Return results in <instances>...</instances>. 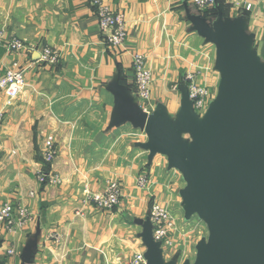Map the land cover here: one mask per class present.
Returning <instances> with one entry per match:
<instances>
[{
	"label": "crops",
	"instance_id": "1",
	"mask_svg": "<svg viewBox=\"0 0 264 264\" xmlns=\"http://www.w3.org/2000/svg\"><path fill=\"white\" fill-rule=\"evenodd\" d=\"M263 1L217 0L212 13L201 15L191 0H103L125 18L126 40L113 49L102 42L85 0H0L3 39H19L26 47L18 54L0 48V74L13 61L26 68L24 89L0 125V207L21 204L31 213L24 230L0 226V263L20 264L22 248L38 235L31 264H130L148 248L151 235L142 224L153 200L168 202L172 194L175 209L187 219L181 201L186 183L151 153L145 134L129 124L112 125L111 90L117 84L154 123L186 135L192 117L183 109L184 75L196 76L210 103L222 96L224 60L214 41L235 47L245 76L264 66ZM43 47L57 51V65L38 61ZM138 54L152 76L144 104L131 70ZM209 105L194 112L196 123ZM47 136L57 149L49 170L59 185L37 182ZM143 173L146 190L136 183ZM110 181L120 185V204L98 212L87 196L101 193ZM52 234L60 241H52Z\"/></svg>",
	"mask_w": 264,
	"mask_h": 264
},
{
	"label": "water",
	"instance_id": "2",
	"mask_svg": "<svg viewBox=\"0 0 264 264\" xmlns=\"http://www.w3.org/2000/svg\"><path fill=\"white\" fill-rule=\"evenodd\" d=\"M214 44L224 60L223 92L196 123L185 85L183 109L192 117L185 129L193 138L189 150L182 134L150 120L117 84L111 90L112 125L129 124L145 134L151 153L166 157L186 183V218L196 216L208 232L207 244L197 246L195 264H264V66L245 76L235 47ZM151 227L149 220V232ZM37 237L22 248L20 264H31ZM147 247L146 264H161L157 244L149 241Z\"/></svg>",
	"mask_w": 264,
	"mask_h": 264
},
{
	"label": "built area",
	"instance_id": "3",
	"mask_svg": "<svg viewBox=\"0 0 264 264\" xmlns=\"http://www.w3.org/2000/svg\"><path fill=\"white\" fill-rule=\"evenodd\" d=\"M85 1L93 9L102 42L113 49L122 46L127 37L124 15L112 11L104 4L103 0ZM191 3L203 14L216 7V0H191ZM262 13L264 15V1L262 3ZM2 47L7 53L14 54L25 52L26 50L25 44L19 39L12 38L5 41L3 32L0 30V48ZM38 61L44 65L55 66L59 62V55L56 50L43 47ZM131 70L134 77L135 94L139 101L144 104L150 99L152 83V76L146 67L145 57L139 54L134 55ZM25 71L26 68L24 66L17 61H13L0 74V125L4 121L5 109L12 105L24 89ZM183 80L186 82L188 98L192 102L193 111L199 112L208 106L211 101L208 90L198 85L196 76L193 73H187L184 75ZM41 156L43 166H47V170L37 174L38 184L44 186L59 185L60 178L49 170L57 156V149L51 136H47L44 140ZM136 183L140 189L146 190L149 185L146 174H141L137 178ZM32 195V193L29 194V196ZM121 196L119 183L110 181L101 193L88 195L87 201L98 212H112L120 204ZM170 213L166 207L157 205H153L149 210V220L153 227L154 239L164 244H169L166 236L175 229V221ZM30 220L31 213L24 205L6 203L0 207V226L6 232L24 230ZM50 239L57 243L60 241V236L52 234ZM6 253L8 256L15 254L13 249L7 250ZM131 264H146V261L143 256L138 255L132 259Z\"/></svg>",
	"mask_w": 264,
	"mask_h": 264
},
{
	"label": "rangeland",
	"instance_id": "4",
	"mask_svg": "<svg viewBox=\"0 0 264 264\" xmlns=\"http://www.w3.org/2000/svg\"><path fill=\"white\" fill-rule=\"evenodd\" d=\"M182 145L186 150H189L193 145V138L189 137L188 134L182 136ZM1 153V151H0ZM162 161L167 162V158L156 154ZM144 174V173H143ZM177 174H179L177 172ZM141 175V174H140ZM162 176V174H160ZM174 178V176H173ZM173 178L169 180L172 185H174ZM149 180V179H148ZM176 184V183H175ZM170 185V183H169ZM177 185V184H176ZM138 187V186H137ZM139 188V187H138ZM140 189V188H139ZM171 194V193H170ZM170 200L165 202V200H153L152 204L149 206L148 212L143 217V226L147 227L149 221V210L153 205L166 207L171 213L170 215L175 221V229L173 232H169L166 236L169 244H164L154 239L153 236V227H151V239H147V244L149 241H152V244H157L159 250V259L161 264H195L197 259V246L202 243L207 244L208 232L201 222L198 221L196 216H193L191 219H185L182 213H179L176 210L174 203H172V194L169 195ZM167 201V200H166ZM181 201L183 202L182 198ZM181 202V205L183 204ZM148 220V221H147ZM199 222V223H197ZM202 224V225H199ZM200 226V227H197ZM142 233V230H141ZM145 244V243H144ZM186 247H189V250H186ZM149 249L147 248L145 254H147ZM144 254H137L135 256ZM134 256V257H135ZM133 257V259H134ZM131 264V263H130Z\"/></svg>",
	"mask_w": 264,
	"mask_h": 264
},
{
	"label": "trees",
	"instance_id": "5",
	"mask_svg": "<svg viewBox=\"0 0 264 264\" xmlns=\"http://www.w3.org/2000/svg\"><path fill=\"white\" fill-rule=\"evenodd\" d=\"M217 0H216V6H217ZM215 9H212L211 11H209V12H205L204 14L206 15V14H210V13H212L213 11H214ZM45 169L47 170V166H44V171H45Z\"/></svg>",
	"mask_w": 264,
	"mask_h": 264
}]
</instances>
